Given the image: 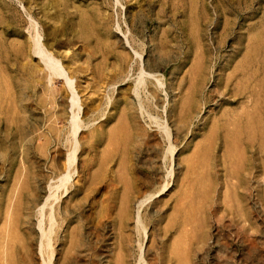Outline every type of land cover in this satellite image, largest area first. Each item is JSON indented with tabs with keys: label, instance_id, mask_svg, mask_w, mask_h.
<instances>
[{
	"label": "rangeland",
	"instance_id": "1",
	"mask_svg": "<svg viewBox=\"0 0 264 264\" xmlns=\"http://www.w3.org/2000/svg\"><path fill=\"white\" fill-rule=\"evenodd\" d=\"M32 1L0 0V244L5 247L6 240L13 244L9 253L14 254L15 258L13 262L10 258V264H41L35 253V242L33 238H29L32 228L29 214L34 215L36 209V204L30 200V193L34 189L33 193L40 196L39 203L42 202L41 198L45 194L42 188L46 187L53 173L50 169L51 161L45 155L46 147L39 151L38 146L42 141L27 128L32 116L38 113L43 88L31 76L32 67L36 66L37 60L29 57L25 12L38 20L45 11L49 17L60 20L59 25L66 22V27L59 28V32L64 34L63 40H69L70 48L66 52L76 54L70 60L77 61L95 85L103 84L102 79L109 78L107 89L103 86L92 97L100 98L103 95L100 113L105 112L113 117L105 125L103 131L106 134L117 127L120 119L124 117L130 123L132 135L140 132L141 138L149 135L156 142H160L158 158L163 179L156 180L158 182L154 191L160 192L165 184L167 187L152 198L141 212L149 242L156 239L161 247L167 248L175 243L183 244L181 234L185 228L194 230L195 242L203 229L196 223L200 217H208L213 201L217 203L218 213L224 215L226 221L240 225L244 231L250 224L255 226L254 218L246 209L249 205L245 207L233 197H226L225 188L221 189L225 181L223 173L220 181L214 174L217 163L220 164L218 170H222L223 151L221 153L216 148V142L220 139L219 133L211 132L212 119L214 116L220 117L223 109L230 107L221 101L222 106L214 111L217 115H209L208 111H204L203 120L194 123L193 117L191 125L185 127L181 122L183 114L180 100L192 79L194 80V63L200 58L205 59L213 71L208 88L216 86L221 95L228 93L224 92L227 78L249 56L246 52L248 46L253 49L251 59L258 60L259 72L264 71L261 64L264 63V0H67L65 8L68 6V9L65 15V11L60 14L62 8L60 9L56 0ZM51 4L54 6L51 7ZM139 12L141 15L135 17ZM44 25L51 33L57 28L52 21ZM136 33L146 37V41H151L152 46L158 49L148 53L150 61L147 73L152 79L155 77V80L151 79L149 88L153 90L156 84L158 94L164 98V86L173 84V90L170 91L172 96L168 95V99L176 101L173 113L164 100L161 106H167V112L156 106L153 97L145 104L151 118L157 117L156 121L147 114L142 118L134 106L137 97L132 91L129 93V88L137 78L136 71L130 73V79L117 84L114 91L110 87L115 82L113 75L116 63L123 61L121 57L127 59V54L130 53L122 39L127 38L130 44L136 45L135 48L142 53V61L147 59L141 39ZM239 78L234 85L244 88L248 77ZM156 80L161 86H157ZM178 89L183 92L180 94ZM109 90L113 92H109L107 99L111 98V102H115L113 106L105 103V95ZM61 93L60 90L59 96ZM229 96L230 93L225 98ZM99 104L100 101H97L94 106ZM122 112H125V116H122ZM106 115L98 121H93V115H88L86 119L93 128L98 127ZM157 122L169 128L175 138L171 136L170 140L165 139V134L158 129ZM47 131V126L42 124L39 134H46ZM86 133L90 137V133ZM89 137L84 141L85 151L82 154L83 161L87 162L95 156L89 151ZM106 142L100 147L98 158L106 152ZM170 144L174 149L172 153L167 150ZM196 160L202 164L204 175H195V170L198 169L195 167ZM131 172L129 168L119 166L118 163L101 169L95 166L86 175L80 173L82 177L79 184L76 183L79 173H76L71 191L75 184L86 185L74 198L66 199L70 202L66 210L71 211V224L69 228L61 229V235L64 230H74L76 233L83 230L82 223L76 216L79 212L88 218L91 215V221L102 218L106 224L112 227L115 224L117 228L129 179L132 177ZM38 174L42 175L40 180L35 178ZM93 180H96L95 185L99 181L95 188ZM228 181L231 182L232 178ZM76 203L82 207L78 213L72 207ZM240 207L244 209L240 210ZM189 210H194L188 214L193 216L194 221L189 220L188 215L185 216ZM32 220L36 222V218L32 217ZM185 220L187 223H184ZM133 224L132 219L128 220L130 230L126 234L135 238ZM165 228L169 231L167 236H164ZM233 231L235 232L234 229L232 233ZM4 233L7 237H4ZM112 235L113 241H117L116 233ZM63 248L58 247L61 250ZM4 252L2 249L0 256Z\"/></svg>",
	"mask_w": 264,
	"mask_h": 264
},
{
	"label": "bare ground",
	"instance_id": "2",
	"mask_svg": "<svg viewBox=\"0 0 264 264\" xmlns=\"http://www.w3.org/2000/svg\"><path fill=\"white\" fill-rule=\"evenodd\" d=\"M56 1L60 9L62 8L60 14L65 11V15L68 9V6L65 8L67 0ZM32 3L35 1L33 0ZM53 6L54 4H51V7ZM44 12L42 18L38 20L26 12L27 18H24L28 26L29 57L37 60L36 66L32 67L31 76L43 88V96L37 108L38 113L32 116V121L27 128L32 134H37L38 139L42 141L38 146L39 151L46 147L45 155L48 160L50 159V169L53 171L46 187L42 188L45 194L41 198V204L39 203L40 196L33 193L34 189L30 193L32 198L30 200L34 205L36 204V209L34 215L29 214L31 216L29 224L32 227L29 238H33L35 242V253L41 264H129L130 262L131 264H264V71L259 72L258 60L251 59L253 49L248 46L246 52L249 56L244 64L242 63L227 78L224 92L231 94L228 98H225L228 93L221 95L217 92L216 86L208 88L211 82L210 75L213 74L210 70L212 68L205 59H198V62L194 63V80L192 79L190 86L184 92L180 107L183 114L181 122L185 127L191 125L193 117L194 123L203 120L204 111H208L209 115H217L214 111L222 106L221 101L230 107L224 108L220 117L214 116L212 119L211 132L212 134L219 133L220 139L216 142V148L218 151H223L222 170H218L220 164L217 163L214 174L220 181L223 173V181H225L221 189L225 188L226 197H233L245 207L249 205L246 209L254 218L255 226L250 224L249 228L244 231L240 225L226 221L224 215L218 213L217 203L213 201L208 217H200L196 223L203 227V234L201 232L195 242L194 230L189 231L190 229L185 228L181 234L183 244L175 243L170 248L161 247L156 239H151L149 242V234L141 216L145 205L167 187L165 184L160 192L154 191L155 184L161 178L163 179L160 175L162 168L158 158L160 142H156L149 135L141 138L140 132L132 135L130 123L124 117L120 119L119 125L107 134L103 131L105 125L113 117L106 115L105 112L100 113L103 95L100 98L92 97L103 86L107 89L109 78H103V84L95 85L93 79L86 74L87 71L82 69L77 61L70 60L76 57V54L66 52L70 48L69 40H63L64 34L61 35L59 32V28L66 27V22H61L59 25L60 20L56 21L49 17L48 12ZM138 14L141 15L139 12L135 17ZM50 21L57 26L54 33L48 32L44 27V24H49ZM116 26L118 28V25ZM136 36L141 39V45L144 47L143 53L146 52L147 59L142 61V53L135 48L136 45L130 44L127 38L122 39L124 40L123 45L129 49L130 53L127 54V59L121 57L123 61L116 63L113 75L115 82L110 87H113L114 91L117 84L130 79V73L136 71L137 78L134 84H131L129 93L132 91L136 94L134 106L138 114L142 118L144 114L151 118L145 105L147 100L150 101V97L156 100L157 107L167 112V106H161L164 100L170 106V112L173 113L176 101L168 99L170 91L173 90V84L162 85L164 86V98L158 94L156 84L153 90L149 88L152 76L147 73L150 61L148 53L158 49L152 46L151 41L148 43L146 37L137 33ZM261 64L264 68V63ZM245 76L248 80L244 88L234 85L239 77L244 78ZM153 78L152 80H155L154 76ZM157 80L159 87L161 83ZM230 89L232 92H229ZM60 90L62 93L59 96ZM112 90L105 95L106 99L109 92H113ZM179 92L181 94L183 90ZM111 100V98L107 99L106 105L111 103L113 106L115 102L112 103ZM97 101H100V104L94 106ZM88 115H93V121H98L105 115L106 118L98 124V127L91 128L86 119ZM122 116H125V112H122ZM156 118L151 119L156 121ZM42 124L48 128L46 134H39ZM156 124L158 129L165 134V139L170 140L171 136L175 138V135L171 134V130L165 125L160 122ZM86 130L90 133V137ZM88 137L91 142L88 144L89 151L95 156L87 162L83 161L82 154L85 151L84 141ZM105 141H107L108 148L98 158L99 149ZM167 150L169 153L173 152L172 144ZM117 163L132 171L117 228L115 224L113 227L109 226L102 218L91 221V215L88 218L83 213H78L82 207L76 203L72 207L78 213L76 216L82 223L83 230L77 233L74 230H64L61 235V229L69 228L71 224V211L66 210L70 203L68 200L74 198L86 185V183L82 186L75 184L71 191L75 174L79 173V180L76 182L79 184L81 183L80 177H82L80 173L86 175L87 171L95 166L101 169ZM195 167L198 168L195 170L196 176L197 174L204 175L203 166L197 160ZM35 178L40 180L42 175L38 174ZM230 178H232L231 182L228 181ZM95 181L93 180V188L99 183L98 181L95 185ZM194 181H196L195 178ZM242 208L240 207V210ZM193 211L189 210L185 216ZM32 217L36 218V222L32 220ZM187 218L194 221L192 215H188ZM130 219L134 221L135 238L126 234ZM186 220L184 223H187L188 220ZM232 229L235 232L232 233ZM165 231L164 236H167L168 228H165ZM113 233H116L115 237L118 238L115 242L112 238ZM4 237H7V234ZM6 244L5 247L4 244H0V251L2 249L5 251L0 256V264H10L15 258L14 254L9 253L13 244L7 240ZM60 246L64 247L63 250L58 249Z\"/></svg>",
	"mask_w": 264,
	"mask_h": 264
}]
</instances>
